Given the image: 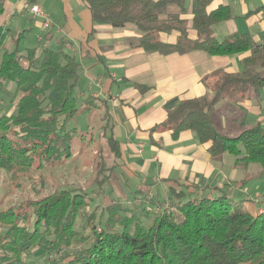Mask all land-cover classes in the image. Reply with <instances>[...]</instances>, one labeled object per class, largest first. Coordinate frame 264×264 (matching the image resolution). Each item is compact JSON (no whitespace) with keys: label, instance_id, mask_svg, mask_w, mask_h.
I'll use <instances>...</instances> for the list:
<instances>
[{"label":"trees","instance_id":"1","mask_svg":"<svg viewBox=\"0 0 264 264\" xmlns=\"http://www.w3.org/2000/svg\"><path fill=\"white\" fill-rule=\"evenodd\" d=\"M83 1L95 21L135 26L141 32L139 43L148 53L201 50L230 56L250 51L242 71L214 70L205 78L207 92L169 110L163 126L174 134L191 130L209 144L214 160L230 153L237 164H259L264 176V123L257 122L233 137L219 130L220 103L237 93L242 99L260 101L264 88V45L250 33L236 32L223 41L214 33L215 24L232 17L230 7L209 11L212 0ZM188 11L193 14L191 20L185 17ZM3 12L4 0H0V15ZM25 31L0 60V85L14 83L11 102H16L12 114L0 115V171L13 176L67 163L73 157V134L66 130L67 122L90 110L82 106L76 91L80 62L63 49L43 45L21 49ZM172 32L178 33L175 43L161 40L162 33ZM107 145L117 156L118 141L109 136ZM114 167L101 162L94 181L99 192L110 178L104 171ZM87 194L68 185L34 198L31 211L23 210V204H4L0 198V224L8 226L0 232V264H264V206L254 214L234 209L227 194L185 199L186 192L180 191L160 211H145L141 221L131 216L102 221L103 209L99 221L92 213L83 229H77L88 206ZM111 203L103 208L116 212L118 204ZM30 218L34 222L28 226ZM98 224H103L100 231ZM119 224L122 227L115 228ZM87 226H91L90 235L85 234Z\"/></svg>","mask_w":264,"mask_h":264},{"label":"crops","instance_id":"2","mask_svg":"<svg viewBox=\"0 0 264 264\" xmlns=\"http://www.w3.org/2000/svg\"><path fill=\"white\" fill-rule=\"evenodd\" d=\"M27 3L40 5L45 16H34ZM221 5L230 7L232 17L213 26L218 40L236 32L250 33L256 43L264 45V0H212L208 10ZM185 17L191 20L193 14L188 11ZM24 30L28 31L23 34L21 49L61 45L80 62L76 91L82 106L104 113L106 143L109 136L118 141V155L110 150L113 162L119 160L113 165L120 168L126 185L135 192H146L154 199L152 188L156 187L167 196L165 202H172L175 192L187 188L202 198L215 196L224 185H233L239 178L240 164L233 154L214 160L209 144L201 142L195 132L174 134L163 123L169 110L182 100L207 92L205 78L214 70L242 71L243 59L250 51L230 56L201 50L148 53L139 43L141 32L135 26L115 27L95 21L83 0H4L0 60L4 50L16 46L15 39ZM194 33L192 30V36ZM177 37V32L161 34V40L168 43H175ZM14 87L11 82L0 85L10 94L9 102H1L3 113L15 111L16 102H11ZM249 98L241 102L243 106L258 121L264 120L260 101L252 103ZM241 179L238 181L243 182ZM119 187L121 194L123 187ZM154 201L156 207L167 205Z\"/></svg>","mask_w":264,"mask_h":264},{"label":"rangeland","instance_id":"3","mask_svg":"<svg viewBox=\"0 0 264 264\" xmlns=\"http://www.w3.org/2000/svg\"><path fill=\"white\" fill-rule=\"evenodd\" d=\"M53 49L68 51L66 48H62L61 45L58 47L55 45ZM249 99L250 102L252 100V103L258 102L253 97ZM243 100L241 94L237 93L234 97L223 101V106H221L222 103L219 104L221 122L219 130L225 135L237 136L257 122L264 123V120L258 121L254 116L255 114L243 106L241 103ZM3 101L9 102L10 94L0 89V115L3 113L4 106L1 103ZM245 102L248 101L245 100ZM260 103L263 106L262 112H264V101L260 100ZM103 118L104 113L94 109L93 111L87 110L78 113L68 120L66 130L71 131L73 134L71 149L73 157L62 166L42 172L33 168L31 172L14 174V176L11 173L0 171V198H3L4 204L14 206L23 204V210H30L31 201L36 197L49 194L68 185L80 188L88 192V206L84 210L83 221H79V224H77V229H83V225L87 223V217L92 213H95L96 222L99 221L103 209L105 213L102 221H106L108 217L124 218L130 216L133 217V221H141L139 220L140 217H146L147 213L145 214V211L152 212L156 208H159L157 211H160L169 205L170 201L165 202L167 196L160 193L156 187L152 188L155 193L154 199H152V195L146 192H135L133 188L126 185L119 167L104 171L103 174H109L110 178L102 185L101 192H99L94 185V181L101 168V162L105 163L108 168L113 166L114 163H119V160L113 162L110 155V149L104 137L103 125L105 123ZM239 168L241 172H239V178L236 182L233 185H224L216 195L227 194L233 203L234 209L248 210L249 205V211L256 214L264 206V176L260 175L261 167L259 164H248L246 166L240 164ZM241 178L244 180L243 182L238 181ZM118 184L123 187L121 194V188ZM184 191L186 192L185 199L196 197L190 194L187 188ZM154 200L161 203L165 202L167 205L162 204L160 207H156ZM112 201L118 204L116 212L103 208L112 205ZM147 218L151 221V218ZM142 221L145 222L146 220ZM33 222L34 218H30L26 225L31 226ZM119 226L122 227L119 224L115 225V228ZM7 227L0 224V232ZM84 229L86 235L91 234V226ZM102 229L103 224H98L97 230ZM80 246L81 242L78 248Z\"/></svg>","mask_w":264,"mask_h":264},{"label":"built area","instance_id":"4","mask_svg":"<svg viewBox=\"0 0 264 264\" xmlns=\"http://www.w3.org/2000/svg\"><path fill=\"white\" fill-rule=\"evenodd\" d=\"M26 7L30 9V11L33 13L34 16L39 15V16H45V12L41 8L40 5L38 4H26ZM49 22L47 20L46 26H48Z\"/></svg>","mask_w":264,"mask_h":264}]
</instances>
